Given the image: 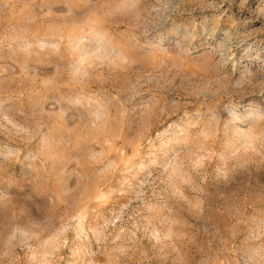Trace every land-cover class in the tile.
I'll list each match as a JSON object with an SVG mask.
<instances>
[{"label":"rangeland","instance_id":"rangeland-1","mask_svg":"<svg viewBox=\"0 0 264 264\" xmlns=\"http://www.w3.org/2000/svg\"><path fill=\"white\" fill-rule=\"evenodd\" d=\"M262 117L264 0H0V264H264Z\"/></svg>","mask_w":264,"mask_h":264},{"label":"snow or ice","instance_id":"snow-or-ice-1","mask_svg":"<svg viewBox=\"0 0 264 264\" xmlns=\"http://www.w3.org/2000/svg\"><path fill=\"white\" fill-rule=\"evenodd\" d=\"M239 117H237L236 115H233V117H232V119H238ZM262 118H264V117H262Z\"/></svg>","mask_w":264,"mask_h":264}]
</instances>
